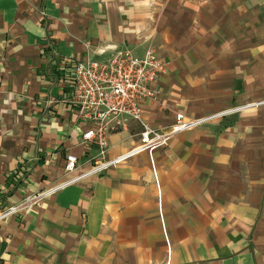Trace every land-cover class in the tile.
<instances>
[{
    "label": "crops",
    "instance_id": "0c3cea01",
    "mask_svg": "<svg viewBox=\"0 0 264 264\" xmlns=\"http://www.w3.org/2000/svg\"><path fill=\"white\" fill-rule=\"evenodd\" d=\"M125 49L166 63L143 105L155 128L264 100V0H0V213L92 166L70 69ZM141 130L113 132L106 159ZM0 264H264V103L9 216Z\"/></svg>",
    "mask_w": 264,
    "mask_h": 264
},
{
    "label": "built area",
    "instance_id": "2783aa9c",
    "mask_svg": "<svg viewBox=\"0 0 264 264\" xmlns=\"http://www.w3.org/2000/svg\"><path fill=\"white\" fill-rule=\"evenodd\" d=\"M166 69L165 61L155 50H148L143 57L137 58L130 50L125 49L118 51L108 62L88 60L74 65L70 69L73 88L69 101L77 109L81 120L88 125L83 132V143L98 148L95 162L83 170L79 158L75 154H67L66 174L79 169L82 171L62 184L37 191L8 206L0 213V222L9 216L30 211L63 185L78 182L87 175L103 172L142 151L151 153L159 147L166 146L175 135L235 112L236 109L264 103V100L247 103L201 118L188 117L178 112L176 120L167 129L155 128L145 118L143 105L147 101L157 99L159 91L154 87V82ZM130 119L137 121L142 129L137 145L124 154L106 159L111 134L125 130Z\"/></svg>",
    "mask_w": 264,
    "mask_h": 264
}]
</instances>
